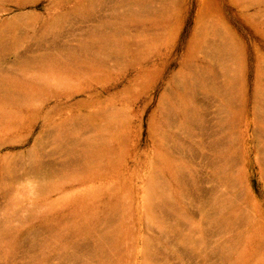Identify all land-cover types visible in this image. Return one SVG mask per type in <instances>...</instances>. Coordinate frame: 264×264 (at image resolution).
Listing matches in <instances>:
<instances>
[{
	"label": "rangeland",
	"instance_id": "374dc122",
	"mask_svg": "<svg viewBox=\"0 0 264 264\" xmlns=\"http://www.w3.org/2000/svg\"><path fill=\"white\" fill-rule=\"evenodd\" d=\"M0 264H264V0H0Z\"/></svg>",
	"mask_w": 264,
	"mask_h": 264
}]
</instances>
